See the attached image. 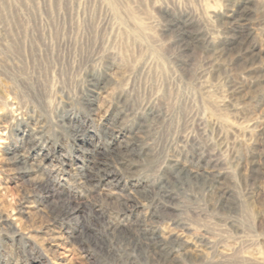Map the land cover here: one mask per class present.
Listing matches in <instances>:
<instances>
[{
  "label": "rangeland",
  "instance_id": "1",
  "mask_svg": "<svg viewBox=\"0 0 264 264\" xmlns=\"http://www.w3.org/2000/svg\"><path fill=\"white\" fill-rule=\"evenodd\" d=\"M0 264H264V0H0Z\"/></svg>",
  "mask_w": 264,
  "mask_h": 264
},
{
  "label": "bare ground",
  "instance_id": "2",
  "mask_svg": "<svg viewBox=\"0 0 264 264\" xmlns=\"http://www.w3.org/2000/svg\"><path fill=\"white\" fill-rule=\"evenodd\" d=\"M19 160V159H18ZM72 209V208H71Z\"/></svg>",
  "mask_w": 264,
  "mask_h": 264
}]
</instances>
